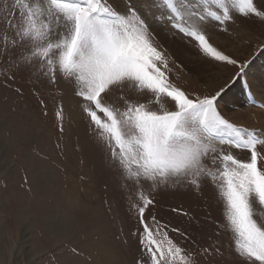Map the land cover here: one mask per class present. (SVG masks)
I'll list each match as a JSON object with an SVG mask.
<instances>
[{"label": "rangeland", "instance_id": "rangeland-1", "mask_svg": "<svg viewBox=\"0 0 264 264\" xmlns=\"http://www.w3.org/2000/svg\"><path fill=\"white\" fill-rule=\"evenodd\" d=\"M107 2L123 11L127 0ZM254 3L264 10V0ZM228 5L230 21L220 25L207 19L200 28L213 47L237 64L217 61L191 38L155 23L151 43L167 61L166 67L161 62L157 67L171 85L192 99L224 88L217 103L223 117L262 133L264 78L256 80L253 68L264 70V19L239 13L231 0ZM189 7L197 12L207 7L222 14L211 0L207 5L204 0H194ZM16 11L14 0H0V240L8 244L17 238L11 264H135L142 251L135 208L141 203V193L153 200L145 212L150 227L155 230V217L160 231H166L183 249L182 255L190 256L195 264H242L235 251L234 233L230 227L225 229L227 206L219 175L222 162L213 161L209 154L204 163L217 179L202 176L198 186L171 180L154 188L149 183L139 188L123 179L106 140L100 138L84 111L87 105L77 94L75 80L57 73L51 82L43 68L25 65L19 56L21 49H12V32L4 21ZM15 22H20L19 16ZM159 24L168 29L170 39L183 38L179 54L163 42L156 31ZM52 40L56 41L55 35ZM52 56H57L55 50ZM191 58L207 69L191 63ZM239 83L248 88L246 97L250 95L252 103L234 100L235 94L233 99L226 97ZM125 99L145 103L152 111L175 110L170 99L161 97L157 102L150 91L138 90L130 83L104 96L106 104L121 111ZM216 146L241 161L250 159L248 150ZM257 151L258 167L264 170V144L258 145ZM250 212L264 227V205L255 195L250 197ZM174 264H181L179 257Z\"/></svg>", "mask_w": 264, "mask_h": 264}, {"label": "snow or ice", "instance_id": "snow-or-ice-1", "mask_svg": "<svg viewBox=\"0 0 264 264\" xmlns=\"http://www.w3.org/2000/svg\"><path fill=\"white\" fill-rule=\"evenodd\" d=\"M194 0H127L123 11L107 0H14L17 11L4 21L12 32L11 47L29 67L43 68L55 82L57 73L74 79L77 94L86 103L84 111L102 140L111 149L122 177L142 188L188 181L198 186L202 176L217 177L204 161L213 154L223 168L221 190L226 200L227 224L234 233V246L242 264H264V227L252 218L250 197L264 205V170L258 167L257 146L264 144V133L239 127L217 109L224 88L203 98H190L168 82L157 62L167 66L162 53L151 43V29L163 23L198 43L200 49L217 61L235 65L237 61L213 47L200 28L211 19L225 25L232 19L228 0H211L222 11L197 12L189 7ZM207 5L208 0H204ZM239 13L264 19L254 0H231ZM19 16L20 22L16 23ZM7 35V32H5ZM53 35L56 41L52 40ZM5 46V53L8 51ZM53 50L57 56L53 58ZM30 56H25V53ZM39 61V65L36 61ZM243 65H241V71ZM131 84L150 91L159 102L170 99L175 110H150L145 103L125 99L121 111L104 102L113 88ZM61 112L57 113L60 116ZM124 129L128 131L125 132ZM216 145H228L250 152L248 161L223 154ZM221 154L216 156L217 152ZM137 210L141 255L135 264H195L183 249L168 238L152 217L155 230L145 218L153 200L141 193ZM218 251V249H217Z\"/></svg>", "mask_w": 264, "mask_h": 264}, {"label": "bare ground", "instance_id": "bare-ground-1", "mask_svg": "<svg viewBox=\"0 0 264 264\" xmlns=\"http://www.w3.org/2000/svg\"><path fill=\"white\" fill-rule=\"evenodd\" d=\"M118 1V0H117ZM121 5V4H120ZM157 25V24H156ZM156 31H157V33H159L160 34V37H161V39L163 40V42L164 43H166V44H168L169 45V47H170V49L172 50V52H174V51H176V50H178L177 52H178V54H179V50L181 49V48H183V47H181V40L183 39V38H180L179 37V39H175V38H171L170 39V37L168 36L169 34H168V32H167V30L168 29H165L163 26H161L160 24L158 25V26H156ZM221 37V36H220ZM160 39V40H161ZM222 40V39H221ZM188 46V45H187ZM175 53V52H174ZM176 54V53H175ZM178 57V56H177ZM195 57V56H194ZM183 58V57H182ZM190 59V58H189ZM188 59V60H189ZM188 62V61H187ZM190 62L191 63H198L197 62V60H195V58L194 59H192L191 58V60H190ZM190 63V64H191ZM199 63H200V61H199ZM198 63V64H199ZM204 64V63H203ZM196 65V64H195ZM207 65V64H206ZM199 66L200 67H204L202 64H199ZM198 66V67H199ZM208 66V65H207ZM197 67V66H196ZM205 68V67H204ZM205 69H207V68H205ZM204 69V70H205ZM254 70V73H255V76L254 77H256V80H258L259 78H264V70L262 71L261 69H259V70H257V67H255L254 66V68H253ZM203 70V71H204ZM210 73V72H209ZM207 77V75L205 76V78ZM247 77V76H246ZM248 78V77H247ZM252 84H254L253 82H252ZM248 88H246L245 87V89H244V86H242V84H238V88H237V90H235L234 92H232V93H229L228 94V96H226V97H229V99L231 98V99H233V97H234V95L233 94H235L236 96V98H234V100L236 99V100H239V101H241V100H244V101H247L248 99L249 100H251L252 101V99H251V97H250V95L248 96V99H247V97H246V93H249V91L247 90ZM255 89H256V87H255ZM264 90V89H263ZM238 94V95H237ZM257 94H259L258 96L260 97V98H262V94H260V93H258L257 92ZM258 100V99H257ZM255 110V109H254ZM253 111V110H252ZM260 111V110H259ZM258 115V114H257ZM260 115V114H259ZM260 119V118H259ZM264 123V122H263ZM262 125V124H261ZM260 126V125H259ZM262 127V133H264V125H262L261 126ZM13 233H15V232H13ZM1 234V233H0ZM17 234V233H16ZM2 235V234H1ZM13 237V236H12ZM15 237V236H14ZM0 239H2L1 237H0ZM13 239V238H12ZM9 240L8 241V244H5L4 242H2L1 240H0V264H11V259H12V257H13V254H14V247L16 246L15 244L17 243V238H15V239H13V240ZM10 253H11V255H12V257H10ZM15 255V254H14ZM16 256V255H15ZM15 261H16V259H15Z\"/></svg>", "mask_w": 264, "mask_h": 264}]
</instances>
